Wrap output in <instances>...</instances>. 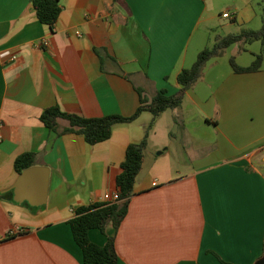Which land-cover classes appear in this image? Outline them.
<instances>
[{"label": "crops", "instance_id": "crops-1", "mask_svg": "<svg viewBox=\"0 0 264 264\" xmlns=\"http://www.w3.org/2000/svg\"><path fill=\"white\" fill-rule=\"evenodd\" d=\"M262 1H232L229 19L255 28ZM61 3L52 30L30 0H0V264H84L69 220L77 207L118 192L127 146L142 140L153 120L145 110L90 144L81 133L50 130L43 111L59 105L89 117L132 115L142 97L177 92L178 73L210 42L208 0ZM261 52L258 70H234L231 57L249 66ZM164 114L173 154L166 155L171 147L163 140L151 156ZM24 152L50 169L40 206L15 200L14 162ZM23 191L35 199L39 178ZM112 236L118 264H264L260 40L233 43L212 57L182 104L155 119L121 225L89 230L99 245Z\"/></svg>", "mask_w": 264, "mask_h": 264}, {"label": "trees", "instance_id": "trees-1", "mask_svg": "<svg viewBox=\"0 0 264 264\" xmlns=\"http://www.w3.org/2000/svg\"><path fill=\"white\" fill-rule=\"evenodd\" d=\"M36 9L39 20L52 30L62 11L61 0H30ZM264 2V0H263ZM260 40L264 46V8L262 25L259 29L242 28L237 33L221 36L212 46L202 49L191 67L183 68L177 75L180 89L169 93L167 89L159 90L149 101L141 98V105L132 115L107 114L96 117L84 116L78 113L67 112L59 105L46 108L41 114L44 124L58 135L69 132L81 133L87 142L96 144L112 136L116 123L130 122L136 119L143 111L149 110L153 120L146 127L144 138L131 142L126 149L125 159L121 163V172L117 176V196L113 200L82 205L76 208L75 215L69 220L74 238L83 252L84 264H118L119 256L115 247V238L109 237L106 244L99 245L89 237L91 228H100L103 232L111 222L117 228L125 218L130 199L134 193V184L140 173L144 160V150L148 143V136L154 126L155 119L168 108H175L182 104L186 91L202 77L207 62L214 56L221 55L225 48L236 42H252ZM235 71H256L261 67L263 53L256 54L249 66H240L234 57L230 59ZM66 119L68 125L62 126L60 119ZM35 164V153L24 152L14 162L15 169L21 173L24 169ZM223 264H234L221 258Z\"/></svg>", "mask_w": 264, "mask_h": 264}, {"label": "rangeland", "instance_id": "rangeland-1", "mask_svg": "<svg viewBox=\"0 0 264 264\" xmlns=\"http://www.w3.org/2000/svg\"><path fill=\"white\" fill-rule=\"evenodd\" d=\"M234 1V0H208V4H209V8L208 11L205 12V17L208 16L210 17L209 22H205V27L208 28L209 33H210V42L208 45L212 46L221 36H224L228 33H237L239 32L242 28H246V26L244 27H240L239 24L235 21H232L229 18H225L223 16V12L224 11H228V12H232V10L230 9L229 4ZM236 2L238 4H241L239 2V0H236ZM262 4V8L260 11V15L259 17L252 22L253 24H251L253 27L255 28H251V29H259L262 25V14H263V8H264V2H261ZM167 120H169V116L167 114H164L161 120V128L158 130V134L157 135H152V145H150L149 150H150V154L151 156H156L161 150L159 148H157V144H160L164 141H167L169 145V147H171V134L166 131V127H167ZM162 128H165V130L163 131ZM168 129V127H167ZM173 139V138H172ZM164 140V141H163ZM167 145L162 146L161 149H164L167 147ZM172 147L170 148V150L166 153L167 156H171L172 153Z\"/></svg>", "mask_w": 264, "mask_h": 264}, {"label": "water", "instance_id": "water-1", "mask_svg": "<svg viewBox=\"0 0 264 264\" xmlns=\"http://www.w3.org/2000/svg\"><path fill=\"white\" fill-rule=\"evenodd\" d=\"M50 169L44 165H33L24 169L15 185L14 189L17 191L15 200L22 202L28 200L32 205L40 206L47 201L48 181H49ZM39 178V195L34 199L30 198L25 191H23L27 185H29L35 178Z\"/></svg>", "mask_w": 264, "mask_h": 264}, {"label": "built area", "instance_id": "built-area-1", "mask_svg": "<svg viewBox=\"0 0 264 264\" xmlns=\"http://www.w3.org/2000/svg\"><path fill=\"white\" fill-rule=\"evenodd\" d=\"M223 16H224L225 18H232V17H233V16L230 14V12H224V13H223ZM13 57H15V55H13ZM1 125H2V122L0 121V128H1ZM0 137H1V134H0ZM116 196H117V193H115V194L106 193V194L104 195V200H113V199L116 198Z\"/></svg>", "mask_w": 264, "mask_h": 264}]
</instances>
